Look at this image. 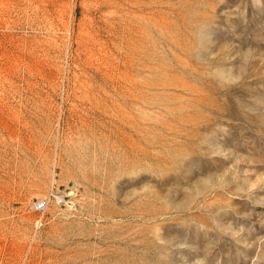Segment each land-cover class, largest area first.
Segmentation results:
<instances>
[{
    "label": "rangeland",
    "instance_id": "obj_1",
    "mask_svg": "<svg viewBox=\"0 0 264 264\" xmlns=\"http://www.w3.org/2000/svg\"><path fill=\"white\" fill-rule=\"evenodd\" d=\"M0 152V264H264V0H0Z\"/></svg>",
    "mask_w": 264,
    "mask_h": 264
},
{
    "label": "built area",
    "instance_id": "obj_2",
    "mask_svg": "<svg viewBox=\"0 0 264 264\" xmlns=\"http://www.w3.org/2000/svg\"><path fill=\"white\" fill-rule=\"evenodd\" d=\"M47 205L46 202L44 200H39L36 204H35V209L37 211H44L46 209Z\"/></svg>",
    "mask_w": 264,
    "mask_h": 264
},
{
    "label": "bare ground",
    "instance_id": "obj_3",
    "mask_svg": "<svg viewBox=\"0 0 264 264\" xmlns=\"http://www.w3.org/2000/svg\"><path fill=\"white\" fill-rule=\"evenodd\" d=\"M119 83H120V82H119ZM120 85H121V84H120ZM89 101H91V99H90ZM18 141H19V140H18ZM11 144H13V142H11ZM5 146H6V144H5ZM5 146H4V147H5ZM7 146H8V144H7ZM7 146H6V147H7ZM6 147H5V149H6ZM10 147H11V146H10ZM12 148H14V147H12ZM6 150H7V149H6ZM4 151H5V150H4ZM7 151H8V150H7ZM9 151H10V150H9ZM14 151H15V149H14L12 152L14 153ZM10 152H11V151H10ZM10 152H9V153H10ZM1 153H2V152H0V154H1ZM2 154H4V153H2ZM2 154H1V155H2ZM3 156H4V155H3ZM6 156H7V155H6ZM10 156H12V155H10ZM10 156H9V157H10ZM4 158H5V157H4ZM6 158L9 159L8 157H6ZM10 158H13V157H10ZM13 159H14V158H13ZM2 160H3V159H2ZM5 160H6V159H5ZM9 160H10V159H9ZM5 162H6V161H5ZM5 162H4V163H5ZM8 162H9V161H8ZM2 164H3V163H2ZM6 164H7V163H6ZM12 164H13V163H12ZM7 165H8V164H7ZM14 166H16V165L14 164ZM10 167H11V166H10ZM3 168H4V167H3ZM15 168H16V167H15ZM11 169H12V168H11ZM13 169H14V168H13ZM9 170H10V168H9ZM14 170H16V169H14ZM4 171H5V169H4ZM7 172H8V171H7ZM17 172H18V171H17ZM15 173H16V172H15ZM20 173H21V172H20ZM17 175H18V174H17ZM19 175H20V174H19ZM22 177H23V176H22ZM18 178H19V176H18ZM21 179H22V178H21ZM14 180H15V179H14ZM17 181H18V179H17ZM14 182H15V181H14ZM15 183H16V182H15ZM16 184H20V181L17 182ZM23 184H24V183H23ZM21 185H22V184H21Z\"/></svg>",
    "mask_w": 264,
    "mask_h": 264
}]
</instances>
